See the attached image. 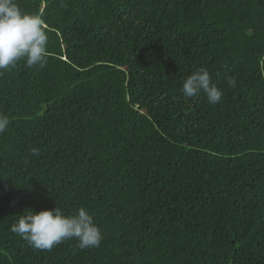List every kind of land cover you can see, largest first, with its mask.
Returning <instances> with one entry per match:
<instances>
[{
    "label": "trees",
    "instance_id": "trees-1",
    "mask_svg": "<svg viewBox=\"0 0 264 264\" xmlns=\"http://www.w3.org/2000/svg\"><path fill=\"white\" fill-rule=\"evenodd\" d=\"M17 2L50 56L0 76V264H264V0ZM201 66L216 105L181 91ZM58 206L101 246L11 230Z\"/></svg>",
    "mask_w": 264,
    "mask_h": 264
},
{
    "label": "clouds",
    "instance_id": "clouds-1",
    "mask_svg": "<svg viewBox=\"0 0 264 264\" xmlns=\"http://www.w3.org/2000/svg\"><path fill=\"white\" fill-rule=\"evenodd\" d=\"M50 56L47 24L39 13L23 10L17 0H0V76L24 61L29 68L47 65ZM227 85L234 87V76L226 77ZM181 91L185 97L195 98L203 93L208 103L222 101L223 89L213 82L207 67H197L183 81ZM9 116L0 112V134L7 132ZM33 156L39 155L31 148ZM11 230L29 246L51 251L62 242L75 239L79 249L99 248L104 235L88 208L81 206L74 214H65L59 206L42 211L28 210L20 215Z\"/></svg>",
    "mask_w": 264,
    "mask_h": 264
}]
</instances>
